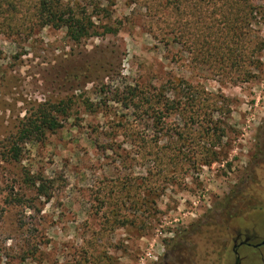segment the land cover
I'll list each match as a JSON object with an SVG mask.
<instances>
[{"label": "rangeland", "instance_id": "374dc122", "mask_svg": "<svg viewBox=\"0 0 264 264\" xmlns=\"http://www.w3.org/2000/svg\"><path fill=\"white\" fill-rule=\"evenodd\" d=\"M64 2L99 6L96 22L117 32L77 43L39 24V0H0V264L222 258L225 226L264 212V0ZM181 79L194 88L177 96ZM161 88L215 111L164 109L157 122L142 98ZM68 101L63 127L12 161L22 125ZM206 149L216 161L201 165Z\"/></svg>", "mask_w": 264, "mask_h": 264}, {"label": "trees", "instance_id": "16d2710c", "mask_svg": "<svg viewBox=\"0 0 264 264\" xmlns=\"http://www.w3.org/2000/svg\"><path fill=\"white\" fill-rule=\"evenodd\" d=\"M98 8L99 6L97 5L91 9L89 8L88 4L81 5V3L74 2L66 3L64 0H39L35 18L42 26H50L55 29H65L68 38L79 43L85 39L117 32V30L111 26L105 24L100 26V24L96 22L95 19L100 16L98 15L99 13H97L100 12ZM100 29L102 30L100 31ZM185 84H187V82L184 79L170 82V85H172V91L175 92L177 96L182 95L181 91L183 90V85ZM187 86L189 88H194L191 84H187ZM164 90L165 88H161L160 91L150 94L149 97L142 98L143 105L147 103L151 108H153V110L157 109V111L160 112L159 116L154 117L155 121L157 122L163 121V112L165 111L164 109L182 112V110L187 106L192 107L193 105L201 104L206 108V113L212 114L215 111L214 107L216 104L210 102L209 98L203 99V96L197 100L196 92H194V99L185 103L181 99L176 100L166 96V91ZM201 92L203 94L205 93L204 90H201ZM133 95L138 101H132L131 106L137 108L138 104H140L139 94H135L133 92ZM119 101L123 103L122 100ZM71 105V101L63 102L51 108L42 109L40 112L35 114L34 118H29L19 129L18 139L16 140L15 144L12 145L11 150L9 151L10 159L15 162L20 160L21 150L19 145L21 143H39L44 140L45 135L48 132H55L62 128V118L68 115V109H70ZM193 119L194 118H188L186 122L192 123ZM204 121L206 126L210 127L212 125V122L209 123L208 119H205ZM161 129H163V127ZM180 135L181 134H179V136ZM217 145L219 144H210L211 148L216 147ZM182 152L183 146L178 147V149L175 146L172 148V153L175 155H179ZM214 153L215 152H213L211 149H206L203 152V157L200 160V164L210 165L215 162L216 156ZM178 160L179 159H177L175 162H170L169 164L178 165L180 164ZM172 161L174 160L172 159ZM25 182L28 185L36 188L40 195H48L46 190V188H48L47 182L42 177L30 176L28 173L25 176ZM128 223L129 222H125L123 224Z\"/></svg>", "mask_w": 264, "mask_h": 264}, {"label": "flooded vegetation", "instance_id": "af4514ba", "mask_svg": "<svg viewBox=\"0 0 264 264\" xmlns=\"http://www.w3.org/2000/svg\"><path fill=\"white\" fill-rule=\"evenodd\" d=\"M225 229L230 235L220 250L222 258L208 264H264V212L242 219L234 227L228 223Z\"/></svg>", "mask_w": 264, "mask_h": 264}]
</instances>
